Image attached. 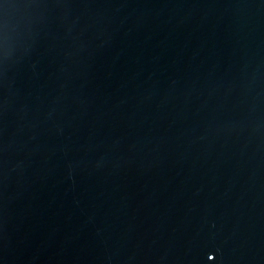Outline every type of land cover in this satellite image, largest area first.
Wrapping results in <instances>:
<instances>
[{
  "label": "water",
  "instance_id": "water-1",
  "mask_svg": "<svg viewBox=\"0 0 264 264\" xmlns=\"http://www.w3.org/2000/svg\"><path fill=\"white\" fill-rule=\"evenodd\" d=\"M0 264H264V0H0Z\"/></svg>",
  "mask_w": 264,
  "mask_h": 264
}]
</instances>
